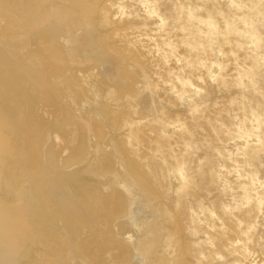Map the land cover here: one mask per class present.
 Instances as JSON below:
<instances>
[{"label":"rangeland","instance_id":"obj_1","mask_svg":"<svg viewBox=\"0 0 264 264\" xmlns=\"http://www.w3.org/2000/svg\"><path fill=\"white\" fill-rule=\"evenodd\" d=\"M262 23L0 0V264H264Z\"/></svg>","mask_w":264,"mask_h":264},{"label":"bare ground","instance_id":"obj_2","mask_svg":"<svg viewBox=\"0 0 264 264\" xmlns=\"http://www.w3.org/2000/svg\"><path fill=\"white\" fill-rule=\"evenodd\" d=\"M7 176V175H6ZM16 184V182L14 183L13 182V179H12V175L10 174V173H8V176H7V178H6V181L4 182V186L7 188V186H9L10 184ZM243 187V189L245 188V186H242ZM3 189V188H2ZM5 190V189H4ZM257 208H258V210L260 209V201L258 200L257 201Z\"/></svg>","mask_w":264,"mask_h":264},{"label":"clouds","instance_id":"obj_3","mask_svg":"<svg viewBox=\"0 0 264 264\" xmlns=\"http://www.w3.org/2000/svg\"><path fill=\"white\" fill-rule=\"evenodd\" d=\"M228 4L230 7H234L236 4V0H228ZM245 27H252L251 25H245ZM261 27L264 28V23L261 24ZM261 40L264 41V37H261ZM217 67H220L219 65H217ZM226 69V65L224 66V68L221 69V71ZM217 75H219V73H217Z\"/></svg>","mask_w":264,"mask_h":264}]
</instances>
